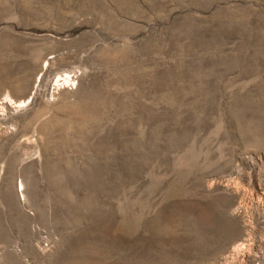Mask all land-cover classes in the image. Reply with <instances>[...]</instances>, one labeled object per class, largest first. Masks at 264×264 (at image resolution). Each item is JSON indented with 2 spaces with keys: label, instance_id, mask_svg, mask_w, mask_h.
Segmentation results:
<instances>
[{
  "label": "rangeland",
  "instance_id": "obj_1",
  "mask_svg": "<svg viewBox=\"0 0 264 264\" xmlns=\"http://www.w3.org/2000/svg\"><path fill=\"white\" fill-rule=\"evenodd\" d=\"M0 264H264V0H0Z\"/></svg>",
  "mask_w": 264,
  "mask_h": 264
},
{
  "label": "bare ground",
  "instance_id": "obj_2",
  "mask_svg": "<svg viewBox=\"0 0 264 264\" xmlns=\"http://www.w3.org/2000/svg\"><path fill=\"white\" fill-rule=\"evenodd\" d=\"M5 123V122H4ZM48 124V123H47ZM40 130H41V128H40ZM46 131V130H45ZM42 132V131H41Z\"/></svg>",
  "mask_w": 264,
  "mask_h": 264
}]
</instances>
